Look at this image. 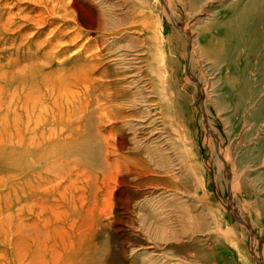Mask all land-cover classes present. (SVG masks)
Segmentation results:
<instances>
[{
    "label": "rangeland",
    "instance_id": "rangeland-1",
    "mask_svg": "<svg viewBox=\"0 0 264 264\" xmlns=\"http://www.w3.org/2000/svg\"><path fill=\"white\" fill-rule=\"evenodd\" d=\"M75 1L0 0V148L25 152L37 147L30 138L16 134L33 133L34 129L42 138L33 143L43 150L45 144L47 148L58 143L61 149L68 142L73 147L65 158H43L59 161L54 165L61 170L52 174L41 161L40 168L32 169L39 171L36 174L26 169L21 176H9L8 164L0 161V264H264V121L250 103L264 93V70L246 54L241 42L236 50L231 48L235 68L227 59H209L218 89L213 101L190 69L191 46L185 35L210 22L226 25L240 10L232 6L242 0H166L171 2L174 16L164 0H88L94 14L108 26L101 31L90 20L83 24ZM151 22L162 28L155 30ZM170 29L180 34L183 44L179 40L166 45ZM97 44L110 47L101 49L100 66H114V54L122 59L123 63L117 61L120 65L126 62L123 53L127 57L139 53V63L131 64L145 69L152 53L157 56L160 68L151 80H137L134 76L139 68L134 66L123 76L129 81L123 82L124 88L133 95L134 108L141 114L133 122L142 118L150 125L141 140L149 142L150 150L142 153L151 156L153 173L139 177L124 173L104 177L96 174L98 170L87 173L80 150L83 138H64L67 117L61 100L55 104L57 93L50 83L39 86L34 81L39 72L42 76L52 73L55 76L48 80L53 81L70 62L80 61ZM167 61L181 79L173 78ZM208 65L198 66L199 76L208 78ZM57 70L60 73H53ZM159 77L163 84L151 85L154 78L160 83ZM177 93L192 100L188 104L190 110L196 109V121L199 114V122L206 120L209 127L200 135L196 130L199 122L195 124L196 144L176 123V114L165 111L176 105ZM158 97L174 138L164 133L155 137L151 131L154 109L159 107L152 100ZM217 109L223 114L217 115ZM221 116L228 120L230 134L225 132ZM210 117L212 126L207 124ZM53 127L58 136L45 138ZM1 151L3 160L5 152ZM110 151L112 166L116 161L122 165L126 154ZM212 155L222 165L218 173L209 163ZM195 162L199 173L192 170ZM178 163L182 170L177 172Z\"/></svg>",
    "mask_w": 264,
    "mask_h": 264
},
{
    "label": "bare ground",
    "instance_id": "bare-ground-1",
    "mask_svg": "<svg viewBox=\"0 0 264 264\" xmlns=\"http://www.w3.org/2000/svg\"><path fill=\"white\" fill-rule=\"evenodd\" d=\"M164 1H165L164 3L167 5L166 9L167 10L171 9L170 10L172 13L171 15L174 16L175 12L173 10V6H172L171 2L168 3L166 0H164ZM244 2H245V0H242L241 2H237L235 5L232 6L233 10H236V9L239 10V7H240V10L234 19H229L227 21L226 25L223 24V26H216V24H212L210 22V23H206L204 26H201V28L198 29L196 31V33L194 32V30H190L188 32L186 31L187 33H185V35L187 34V37L189 39V44L191 46V48L188 50L189 52L191 50V52L188 53L191 68L190 67H188V68H190L191 71L194 72V75H196L195 77H197L199 82H201L202 84L205 85V92H206L207 98L210 97L213 101L217 100L216 95H217L218 89L215 86V81L212 80V78H214L215 72L211 71V67L207 64L209 59H216V60L227 59V60L231 61L230 65L233 68H235L237 61H236V59H232L233 53H234V51L232 52V49L236 50L235 47L238 45V42H241V43H243V49L247 51L246 54H249L254 61H256L258 64H261L262 70H264V0H248L245 3L244 8H243V6H241V5ZM170 6H171V8H170ZM74 7L80 16V20L83 19L82 20V21H84L83 24L88 25L87 22H88V20H90L93 23L94 22L96 23L95 29H99L100 31L105 30V29L107 30L108 26H106L107 25L106 22H103V19L100 18L99 14L95 15L93 12L94 10L93 11L91 10L94 7V6L92 7L91 2H89L88 0H85V1L76 0L74 2ZM152 17H153V20H155L154 15H152ZM160 17H161V20L163 21V23H161V22L160 23L164 24V22H166V19H164L162 17V15ZM105 19H107V18H105ZM151 24L154 25L153 28L155 30H159L162 28V26L160 28L156 27V26H158V23L156 24V23L151 22ZM163 30H165L164 26H163ZM169 33H170L169 36L167 35L168 39L166 41V45L171 44V43L173 44L174 41L178 44L179 40L181 41V44H183L182 43L183 41L181 40L180 34L176 30L172 29L171 32H169ZM102 34H104V33H102ZM177 37H179L180 39H178ZM103 48L109 49L110 47L108 45H104V46L102 45V47H101L100 44H97L96 49L94 48V51H92L90 49L91 51L89 50L88 53L81 56L80 61H77L75 58L72 62H70L69 67H67V69H65V71L63 72L64 74H60L59 76L56 75V77H55V79H53V81H52V79L48 80V78L51 76H55V75H53L52 73L48 74L47 71H46V73L48 75H43V76L39 72V76H38L37 80H34V81H36V83L39 81V86L42 84L48 85L50 83L51 89L57 93L56 99H55V104H56L57 100L58 101L61 100V102H60L61 106L63 109L66 110V117H67V126H66V132L67 133H66V137H64V138H83L80 150L82 153V161L84 164V169L87 173L91 172L92 170H98L96 174H99V175L104 176V177L105 176L107 177L109 174L111 175V173L133 174V175H137L138 177L144 176L146 173H153L151 156L150 155H144L142 153V152H147L146 150H150L149 149L150 146L148 145L149 142L147 144V143L142 142V140H141V138H145V133H147L146 132V129H147L146 126H150V125H147L146 119L142 120V118L139 121L133 122L135 120L134 118H137V119L140 118L141 114L139 115L140 111L138 109L134 108V102L135 101L133 102L134 99L131 98V95H132L131 92L127 91L124 88L125 85H123V82L125 81V79H123V76L127 75L128 67L134 66V68H139L136 71V75L134 77H136V78L148 77L151 80V78H153V74H154L153 72L159 70V68H160L159 63L156 59L157 56L155 54L153 55V53H152L151 57L148 58V63L146 64L145 69H140V66H137L135 64H133V65L131 64V63H139V58L137 57V54H139V53H137L135 55L136 57L134 56V54H131L130 57H127V54L123 53L125 55V61H126V62H124V64H121V63H123V62H121L122 59L121 60L118 59L117 56L114 57L115 56V54H114L113 58L112 59L110 58V59L114 60V63L116 61V64H117V61H118V63L120 61L121 62L120 65H118V64L116 65V64L112 63L114 65V66H112V65H109L110 64L109 63L108 65L105 64L103 66H100V63L97 60H98V58H101L100 57L101 56L100 51ZM229 49L231 51L230 54L228 53ZM131 50H133V49H131ZM185 51L186 50H184V53H185ZM197 53H198V57H197ZM185 55H186V53H185ZM104 59H106V58H104ZM201 62L203 64H201ZM167 65L169 66V68L171 70V75L173 76V78H176L178 80L181 79V77L178 75V73L175 72V69L173 68V65L171 64V62L167 61ZM200 65H208V67L206 69V71L208 70V72H207L208 78L204 75L199 76V73L197 70H198V66H200ZM212 70H216V69H212ZM96 72H99V75H93V73H96ZM53 73L58 74V73H60V71L57 70V72H53ZM200 74H202V73H200ZM110 76H115L116 79H112V78H110ZM157 79H158V81H160V83L157 84V82L154 78V81H151V85L154 84L155 86H158V85L160 86L161 84H163V80L160 77ZM137 80L140 81L141 79L138 78ZM182 81H183V79H182ZM125 82H129V81L127 80ZM145 82H147V81H145ZM184 82L186 84H188V79H185ZM171 84L174 85V83L172 81H171ZM190 84H192V83H190ZM35 86H38V84H35ZM149 88L150 87H148V89ZM63 89H64V91L62 92L61 90H63ZM148 91L149 90H147V93H148ZM151 91H153V90H151ZM154 95H155V93H154ZM150 97H152V96H150ZM188 101H189V103H192L191 102L192 100H190L188 97L186 99V94L184 95L183 93H177L176 105L168 106L165 109V111L170 110L171 112L173 111L176 114V123L183 126L184 132L186 134H188L189 138H192L191 142L193 144H196V140H197L196 135L193 136L192 131H193L195 124H197L199 122L200 115L198 114V116L196 117L197 118V121H196L195 116H194V114L196 115V112L194 111L196 109L193 110L191 107V110H190ZM152 102H153V105L159 104L160 108L158 107V108L154 109V121L152 123L153 127L151 128V131L153 130L152 132H154V134H156L155 137H159L164 133L166 135L169 134L170 135L169 138H174L172 133L169 131L168 127H166V124H167L166 117H165L166 114L163 110V106L160 103V98L158 97V99H154V100H152ZM250 103L252 104V111H254L255 113H258V115L260 117H262V120L264 121V93L258 95L256 100H254ZM145 110H146V108H145ZM207 111L209 112V110L206 109V112ZM216 111H217L216 112L217 115H219V116L223 114L221 109H217ZM40 113H42V111ZM197 113H198V111H197ZM148 114H149V112H148ZM207 114L209 115V113H207ZM54 118H56V117H54ZM34 119H33V121H34ZM37 120H41V119L38 118ZM221 120L223 122V127L225 129V132L227 134H230L229 133L230 124H229L228 120L226 119V117H223V116H221ZM44 122H46V121L44 120L41 123L44 124ZM207 122H208L207 124H209L210 126L213 125L211 117H210V119L209 118L207 119ZM13 123H15V122H13ZM201 124H203V123L199 122L198 129H197V125H196V130L197 131L199 130L198 132L200 133V135H201V133L203 135L205 128L207 129L209 127H208V125L206 126V120H204V124L206 127L204 126V124H203L204 127H202ZM24 126H26V125H24ZM108 126H110L109 129H108ZM32 127L33 126H30V129H32ZM27 130H28V128H27ZM31 131L32 130H29L28 132L25 131L26 133H24V134H21V132H18L16 134L19 135V138H27V139L30 138V141H32V143L31 142H29V143L36 145L37 147L32 148L30 150H25V152H22V151L20 152L19 150L14 151L13 150L14 147H9L10 148L9 150L7 148L6 152H5V150H3V148H0V149H2V151L5 152V156L2 157L3 160L0 159V161L8 164L9 167L7 166L8 167L7 173L9 176L12 175V173H14L13 174L14 176H16V175L21 176V173H23L26 169H29L31 172L33 171L32 172L33 174H36L37 173L36 171H38V170L34 171L32 169H34V167L36 168V166L39 164V162L42 163L43 161H44L43 165H45L44 168H47V170H50L48 172H50L51 174H52L53 170L59 171L61 169L58 167L56 168L57 165L56 166L54 165L55 163L59 162V161H57L56 158L55 159L53 158L55 163L53 162V160L48 161V160H43V158L45 156H48V157L60 156L61 158H62V156H64L63 158H65L66 155L70 154L71 149L73 148L70 146V144H68V142L63 143L64 146L62 148L60 147L61 149H59L58 143H56V144L49 143V144H53V146L49 145L46 148L47 144H45L44 145L45 148L43 150V148H42L43 146H41V148H39V145H38L39 143H33L36 138H40L42 136V133H40L41 135H39L35 129L33 130V133H31ZM59 131H62V130H59ZM6 132L8 133V131H6ZM128 133L131 135L130 137L128 136ZM55 135L58 136L57 132L55 131V129L53 127L51 130H49V134H48L49 137L48 136L47 137L44 136V137L45 138H52ZM194 137H195V141L193 139ZM110 139L112 141H110ZM167 142H169V141H167ZM111 144H112V146H110ZM158 144H160V143H158ZM60 146H61V144H60ZM135 147L137 148L138 151H141V153H137V150H133V148H135ZM76 148H78V147H76ZM76 148H74V149H76ZM110 148L112 149V153L119 152L120 154H123V155L126 154V156H124L121 159L122 163H123L122 165H120L119 162L116 161V165L113 167L112 164L109 162V160H110L109 154L111 152ZM14 149H16V148H14ZM40 149H42V150H40ZM171 150L173 151V149H171ZM219 153H220L221 158L225 159L224 155L220 152V150H219ZM127 156H129V157H127ZM48 157H46V159ZM28 158H30L31 160ZM46 161H47V163H46ZM62 163H61V165H63ZM209 163L211 166L214 167V168L213 167L212 168L215 170V173L220 172L222 165L216 159L215 155L211 156ZM38 167L40 168L39 165H38ZM177 169H178L177 172L182 170L181 165L179 163H178ZM45 170L46 169H44V171ZM192 170L195 173L200 172L197 162H195L192 165ZM234 184H236V182ZM30 196L32 198L35 197V196L33 197L32 195H30ZM35 199H36V197H35ZM33 201H35V200H33ZM0 232H2V231H0ZM78 264H80V263H78Z\"/></svg>",
    "mask_w": 264,
    "mask_h": 264
}]
</instances>
